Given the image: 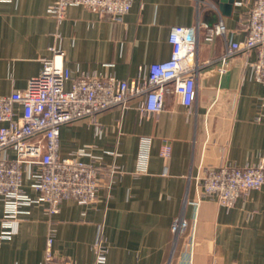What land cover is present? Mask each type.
<instances>
[{
    "label": "crops",
    "instance_id": "1",
    "mask_svg": "<svg viewBox=\"0 0 264 264\" xmlns=\"http://www.w3.org/2000/svg\"><path fill=\"white\" fill-rule=\"evenodd\" d=\"M55 1L0 0V96L24 90L38 76L50 46L60 47L72 78L132 80L170 57L171 27L213 26L221 19L226 38L207 44L200 32L191 108L169 95L158 117L148 118L133 99L124 110L114 107L94 121L63 125L61 157L81 152L83 161L116 165L123 173L90 205L64 201L53 216L43 203L23 207L12 236L0 241V264H42L50 230L60 262L91 263L99 238L107 264H264V185L228 209L203 196L199 186L206 167L252 166L264 153V85L247 67L255 53L234 55L227 71L218 73L227 42L246 36L242 26L254 0H232L228 11L230 0H135L120 23L75 6L59 25L48 14ZM143 137L150 138L146 173L135 175ZM163 144L170 147L168 158L160 154ZM22 187L37 198L26 174ZM3 207L0 200V218ZM176 219L185 222L178 235L171 230Z\"/></svg>",
    "mask_w": 264,
    "mask_h": 264
},
{
    "label": "built area",
    "instance_id": "2",
    "mask_svg": "<svg viewBox=\"0 0 264 264\" xmlns=\"http://www.w3.org/2000/svg\"><path fill=\"white\" fill-rule=\"evenodd\" d=\"M135 0H56L48 7V14L59 25L70 7H83L88 11L120 23L130 11ZM245 38L229 41L224 55L219 59L218 73L224 74L230 58L238 53L254 52V61L247 62L255 82L264 85V0H254L242 26ZM200 32L204 43L210 44L217 37L226 38L221 19L213 26L171 27L168 42L171 46L167 60L149 65L144 75L132 80L115 77L100 78L83 74L72 78L63 64V52L58 46L48 48L51 57L42 59L38 76L31 78L24 90L0 96V200L3 215L0 218V241L8 240L22 208L32 203L46 205L45 212L53 216L59 212L62 202L72 200L82 205L96 201L98 191H109L123 171L116 165L102 166L93 160L81 158V152L70 157L59 155L60 128L68 123L89 118L119 107L124 110L133 99L138 100V110L143 117H158L164 110L165 98L172 96L175 102L191 108L197 97L196 81L200 68L197 52ZM59 35H57V39ZM69 83V87L66 84ZM19 106L20 114L14 107ZM150 138L140 143L138 166L135 175L146 173ZM8 151L14 152L11 158ZM163 158L170 156V147L163 144ZM26 174L30 188L37 194L31 199L23 190ZM264 185V153L257 164L235 167L227 163L206 167L200 176L203 196L223 208H231L236 200L258 190ZM185 222L176 219L172 232H183ZM52 230L49 231L42 264H78L57 261L53 251ZM94 260L84 264H107L106 249L100 239L93 245Z\"/></svg>",
    "mask_w": 264,
    "mask_h": 264
},
{
    "label": "water",
    "instance_id": "3",
    "mask_svg": "<svg viewBox=\"0 0 264 264\" xmlns=\"http://www.w3.org/2000/svg\"><path fill=\"white\" fill-rule=\"evenodd\" d=\"M232 0H230V3H229V5H227L226 7H225V9L228 11V10H230V8H231V6H232ZM226 11V12H227Z\"/></svg>",
    "mask_w": 264,
    "mask_h": 264
}]
</instances>
